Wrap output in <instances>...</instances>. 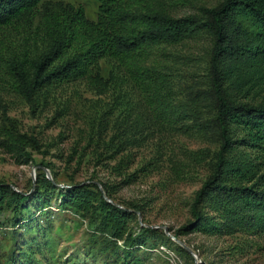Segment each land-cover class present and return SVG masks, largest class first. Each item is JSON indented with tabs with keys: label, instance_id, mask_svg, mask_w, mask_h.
<instances>
[{
	"label": "rangeland",
	"instance_id": "1",
	"mask_svg": "<svg viewBox=\"0 0 264 264\" xmlns=\"http://www.w3.org/2000/svg\"><path fill=\"white\" fill-rule=\"evenodd\" d=\"M46 1L49 14L40 3L29 19L0 28V189H11L0 195V264H264V227H255L264 208L252 220L214 186L195 211H207L220 236L204 230L173 236L193 221L190 204L210 177L220 144L209 35L183 34L127 53L109 42L111 35L137 37L146 29L142 22L119 24L120 13L201 17L219 0ZM78 11L91 24L71 27L67 16ZM56 24L66 31L56 64L74 57L82 63L45 83L32 104L15 73L29 67ZM240 44L228 36L227 57L242 59ZM42 177L64 198L55 192L47 200ZM98 182L113 187L119 211L138 203L147 207L145 216L100 215ZM74 187L83 194L69 196ZM140 226L155 235L149 249L123 257L118 251L135 248Z\"/></svg>",
	"mask_w": 264,
	"mask_h": 264
},
{
	"label": "trees",
	"instance_id": "2",
	"mask_svg": "<svg viewBox=\"0 0 264 264\" xmlns=\"http://www.w3.org/2000/svg\"><path fill=\"white\" fill-rule=\"evenodd\" d=\"M40 3L41 11L49 14L51 11L46 0H0V28L11 22L29 19ZM202 11L201 17L178 19L168 15L135 16L120 13L115 19L119 24L134 25L142 22L146 29L141 30L137 37L111 35L109 40L116 53H127L143 43L176 42L183 34L194 36L204 33L210 37L211 90L215 98L213 119L220 144L215 153L210 177L190 204L194 219L173 235L177 239L181 233L191 234L203 230L209 237L220 236V229L215 227L213 217L207 211H195L213 186L237 203V212L243 211L252 216V220L256 218L257 211L263 210L260 206L264 208V161L260 159L264 152V0H219L217 9L204 8ZM67 18L73 24L71 27L77 22L91 24L79 11L73 15L68 14ZM233 34L241 42L235 46L243 56L240 60L236 59L237 61L227 57V51L230 50L224 46L228 36ZM44 36L46 46L31 59L25 71L15 73L22 93L32 104L33 96L45 83L66 77L82 63L79 57H74L56 64L65 54L66 31L60 25L52 26ZM30 160L26 156L25 164ZM98 184L107 198L103 199L97 190L99 198L94 209L100 215L119 212L133 221H136L137 214L145 216L147 207L138 203H132L129 212L119 211L112 204L115 194L113 187L109 183ZM39 186L44 189L47 200L55 192H60L59 188L52 186L44 177L39 180ZM83 192L77 187L66 190L69 196L75 197L81 196ZM10 193L11 189H0L1 196H9ZM59 195L64 198V193H57ZM104 217H101L98 225H104ZM256 225L264 227V216L256 221L255 227ZM140 232L138 239H135L137 241L132 245L135 247L132 251L129 252L127 248L118 251L123 257L136 252L138 247L149 249V240L155 238V235L142 226ZM106 248H110L109 245ZM179 250L187 254L185 250Z\"/></svg>",
	"mask_w": 264,
	"mask_h": 264
},
{
	"label": "water",
	"instance_id": "3",
	"mask_svg": "<svg viewBox=\"0 0 264 264\" xmlns=\"http://www.w3.org/2000/svg\"><path fill=\"white\" fill-rule=\"evenodd\" d=\"M99 186V184H97ZM100 190L102 191L103 195H104V199H107L105 196V193L103 192L102 188L99 186ZM165 234L169 236V234L167 233V229L164 228ZM179 243V242H178ZM179 245H181L188 253H192L191 250L185 246H183L181 243H179Z\"/></svg>",
	"mask_w": 264,
	"mask_h": 264
}]
</instances>
